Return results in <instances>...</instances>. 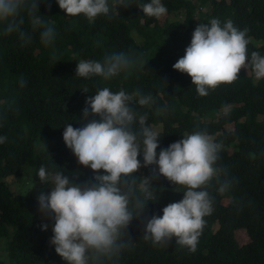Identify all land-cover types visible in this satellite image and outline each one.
I'll return each instance as SVG.
<instances>
[{
  "label": "trees",
  "instance_id": "1",
  "mask_svg": "<svg viewBox=\"0 0 264 264\" xmlns=\"http://www.w3.org/2000/svg\"><path fill=\"white\" fill-rule=\"evenodd\" d=\"M148 2L131 0L129 6L116 8L115 0H109V14L90 23L82 14L68 16L57 0H37L36 15L55 30V39L47 46L40 39L41 29L33 30L26 11L20 14L23 39L19 32L5 35V25L0 23V137H6L0 143V236L9 237L8 262L0 260V264H68L50 242L53 216L41 213L37 196L13 191L4 179L17 175L28 163L37 177L43 166L50 173L63 172L76 183H95L96 173L78 163L63 140V131L67 124L83 127L99 119L90 107L84 119L83 109L93 90L104 87L153 97L155 103L150 106H140L135 99L131 106L147 114L152 128L161 125L157 156L162 148L194 131L215 135L213 141L220 146L214 165L218 174L206 189L214 210L204 217L195 252L176 243L175 237L168 244L144 239L147 220L162 216V209L181 200L185 191L158 175L157 165H149L142 167L143 176L138 170L129 177L137 186L143 177H153L154 199L127 227L122 236L126 246L117 256L90 264H264V79L255 82L242 68L236 81L222 83L202 96L187 73L173 68L190 45L197 24L213 18L222 25L231 20L239 30H248L249 59L253 51L264 55V0H162L165 15L176 16L166 23L160 22L161 17L145 16L137 6ZM207 3L210 10L198 16V9ZM120 52L135 63L118 75L108 80L76 75L81 60L102 62L105 56ZM226 107L228 111L218 117ZM228 124L234 125L231 131L226 129ZM134 128H139L138 122ZM44 136L47 143L37 151V142ZM138 159L143 164L142 153ZM136 195L144 199L139 190ZM130 208L135 214L134 206ZM44 224L46 230H42ZM242 229L249 238L243 245L235 235Z\"/></svg>",
  "mask_w": 264,
  "mask_h": 264
},
{
  "label": "clouds",
  "instance_id": "2",
  "mask_svg": "<svg viewBox=\"0 0 264 264\" xmlns=\"http://www.w3.org/2000/svg\"><path fill=\"white\" fill-rule=\"evenodd\" d=\"M59 7L68 16L83 15L90 23L99 15L110 12L109 0H57ZM131 0H115L118 5L129 6ZM145 16L160 18L167 12L162 0H150L137 5ZM26 11L31 18L33 30L41 29L40 39L51 45L55 30L45 22L39 12L37 0H0V23L5 25L4 34L19 32ZM19 17V19H18ZM247 29L239 30L231 20L223 25L213 18L210 23L197 24L185 54L173 64V68L187 73L199 95H207L222 83H233L242 68L251 66L257 80L264 79V55L253 51L249 59L246 36ZM30 41V37L27 38ZM135 61L124 52L110 54L103 61L81 60L77 63L76 75L84 78L100 76L108 80L133 66ZM21 78L20 85L24 87ZM88 92L87 88L83 89ZM86 99L83 118L91 119L83 127L67 124L63 140L71 149L80 165L91 168L95 183H76L63 172L50 173L41 166L38 176L42 182L51 184L48 194L38 196L39 210L51 214L55 220L54 235L50 242L55 251L68 264H90L101 257L111 259L126 246L122 236L134 217H138L146 203L154 199L151 184L153 177H143L137 186L132 177L141 167L157 165L162 175L185 191L178 202L167 204L163 215H153L144 228V239L154 244H168L173 237L176 243L195 252L205 226L204 217L213 212L212 199L206 190L218 169L219 145L206 131H194L183 135V139L162 148L159 146L158 131L147 124V114L136 112L131 106L134 99L140 106L155 103L153 97L132 94L124 90L117 92L104 87ZM160 111L159 109L157 110ZM138 122L139 128H134ZM6 137H0L3 143ZM143 155V164L138 159ZM103 169L105 174H100ZM227 185L220 188L223 192ZM137 190L144 199L136 195ZM133 205L136 213L130 208ZM47 229V224L41 226Z\"/></svg>",
  "mask_w": 264,
  "mask_h": 264
},
{
  "label": "rangeland",
  "instance_id": "3",
  "mask_svg": "<svg viewBox=\"0 0 264 264\" xmlns=\"http://www.w3.org/2000/svg\"><path fill=\"white\" fill-rule=\"evenodd\" d=\"M210 5L209 3H207V7L204 6L202 8H199L198 9V16H204L206 14V11L207 10H210ZM170 15H164L161 17L160 19V22L161 23H166L165 21L168 19L170 20H173V19H176V16H170ZM248 75H251L254 79L255 82L257 81H261L262 79H259L257 80L254 76V73L252 72V70L248 67L247 69L246 68H243ZM96 91L93 90L91 96H94L96 93ZM229 107H226V108H223L221 109L217 116L220 117L222 116L223 114H225L227 111H228ZM217 120V119H215ZM234 128V125L233 124H228L226 125V129L231 131L232 129ZM154 129L156 131H160L162 129L161 125H157V126H154ZM211 138L214 140V137L215 135H210ZM47 143V138L44 136L39 142H37V145H36V150H40L42 149ZM233 148H230V152H232ZM25 157L27 158L28 160V156L27 154H25ZM17 168L19 169L20 168V165L17 166ZM139 171L141 172L142 174V167L139 169ZM16 172V171H15ZM143 176V174H142ZM5 182H7L11 189L15 192H20V193H25V194H29V195H32V196H39L41 193H44V194H48L51 192L52 190V185L49 184V183H46V182H42L40 180L39 177H37V175L35 176V173L33 172V168L28 164V163H25L23 166H22V171L19 172L17 175H12L10 177H6L5 179ZM228 199L225 198L223 200V202L225 204L228 203ZM214 230H216L218 228V224L216 223L214 225ZM13 230V227H10V235H11V232ZM236 238L239 242V244L243 245V244H246L249 242V238H248V235H247V232L245 230H238L236 233ZM9 237L8 236H0V260H3L5 262H8V256H7V253L5 251V245H6V242H7V239Z\"/></svg>",
  "mask_w": 264,
  "mask_h": 264
}]
</instances>
